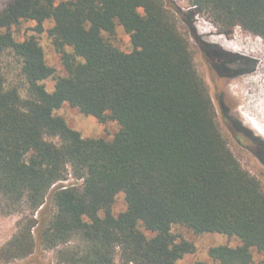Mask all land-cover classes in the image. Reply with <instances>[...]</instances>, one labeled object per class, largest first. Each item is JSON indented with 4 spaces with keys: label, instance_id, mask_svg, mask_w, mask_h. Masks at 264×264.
<instances>
[{
    "label": "trees",
    "instance_id": "trees-1",
    "mask_svg": "<svg viewBox=\"0 0 264 264\" xmlns=\"http://www.w3.org/2000/svg\"><path fill=\"white\" fill-rule=\"evenodd\" d=\"M187 1L185 15L163 0H12L0 12V58L10 53L18 61L26 92L22 98L6 85L0 66V215L30 216L0 250L7 261L41 248L56 251L58 264H177L194 252L172 234L177 225L239 240L235 248H211L212 264H252L253 250L264 259L263 187L217 122L218 113L233 127V106L219 85L231 77L227 55L217 51L207 62L216 110L176 20L183 17L196 41L195 15L220 34L240 28L264 41V0ZM46 21L68 74L52 93L43 82L54 70L36 37L17 41L12 32L34 22L42 34ZM116 25L129 35L131 53L102 37ZM207 48L202 44L205 55ZM64 104L117 123L118 133L110 142L82 138L54 115ZM251 139L264 163V142ZM68 170L80 184L52 189ZM119 194L126 211L115 217Z\"/></svg>",
    "mask_w": 264,
    "mask_h": 264
},
{
    "label": "rangeland",
    "instance_id": "rangeland-1",
    "mask_svg": "<svg viewBox=\"0 0 264 264\" xmlns=\"http://www.w3.org/2000/svg\"><path fill=\"white\" fill-rule=\"evenodd\" d=\"M11 1L0 0V12ZM64 1L67 0H56V3ZM163 1L168 9L175 7L176 10H180L184 15L192 9L187 0ZM176 18L180 32L189 42L195 68L205 82L214 104L213 76L207 62L209 59L215 57L217 51L226 53L225 60L228 62V74H231V77L220 80L219 85L232 103L233 108L229 116L233 121V127L225 125L218 113L217 122L235 158L246 171L260 181L264 190L263 156L254 151L255 148L251 139L252 136L264 142V41L261 38L244 32L240 28H236L231 35L220 34L209 19L202 15H195L191 21L192 27L198 37V41H196L191 35L189 27L182 21L183 17L181 18L176 15ZM34 26V22H22L19 26L13 27L12 32L17 41H22L30 36L36 37L43 50L46 64L54 70V75L43 82L46 91L52 93L55 88L56 79L66 77L68 74L62 64L61 55L55 50L47 34V30L53 26L52 21L44 23L45 32L42 34L35 33L33 31ZM102 37L107 43L123 53H131L133 51L129 35L119 25H116L113 34L102 33ZM202 44L204 47H210L209 49L207 48L209 54L205 55L202 52ZM66 51L70 54L72 52L70 48H66ZM238 58H242L243 60L238 61ZM0 66L6 85L17 87L21 97H26L25 83L20 74L18 61L10 53H5L0 58ZM215 70L219 72L217 67H215ZM54 115L63 118L68 127L77 131L82 138L103 139L110 142L119 131L117 123L113 121L101 123L93 117L82 115L77 109L71 108L67 104L56 110ZM73 184H80V181L75 180L71 171L68 170L67 180L58 182L52 189ZM48 201L49 198L46 199V203ZM125 211L126 203L124 195L119 194L112 206V214L117 217ZM23 215L30 218L28 213H16L11 216L0 215V250L18 232V222H23L22 224L27 222V220L23 221ZM139 230L148 239L154 236V234L146 231L142 226L139 227ZM171 232L177 241L183 239L194 247V252L184 255L177 264H212L208 254L211 248L221 246L235 248L240 245L239 240L235 237L220 234H195L186 227L178 225L173 226ZM252 257V264H264L263 256L257 251H252ZM0 264H58V262L56 251H46L36 248L32 254L22 259L7 261L5 257L0 255Z\"/></svg>",
    "mask_w": 264,
    "mask_h": 264
},
{
    "label": "bare ground",
    "instance_id": "bare-ground-1",
    "mask_svg": "<svg viewBox=\"0 0 264 264\" xmlns=\"http://www.w3.org/2000/svg\"><path fill=\"white\" fill-rule=\"evenodd\" d=\"M258 80V79H257ZM252 81V80H251ZM249 82V81H248ZM254 82V81H253ZM258 82V81H257ZM255 84V83H254ZM263 88V87H262ZM264 90V89H263ZM258 91V90H257ZM259 92V91H258ZM262 92V91H261ZM256 95V94H255ZM255 95H254V97H255ZM257 96V95H256ZM263 96V95H262ZM259 98V97H258ZM250 99V98H249ZM252 99V98H251ZM248 100V99H247ZM259 102V101H258ZM254 103H256V102H254ZM253 105V104H252ZM264 111V110H263ZM264 113V112H263ZM262 115V114H261Z\"/></svg>",
    "mask_w": 264,
    "mask_h": 264
}]
</instances>
